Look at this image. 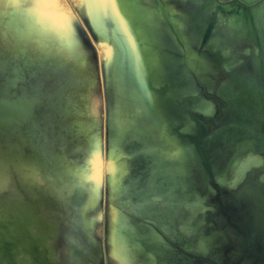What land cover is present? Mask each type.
<instances>
[{"label": "rangeland", "instance_id": "374dc122", "mask_svg": "<svg viewBox=\"0 0 264 264\" xmlns=\"http://www.w3.org/2000/svg\"><path fill=\"white\" fill-rule=\"evenodd\" d=\"M238 15L239 30L230 24ZM125 27L134 50L123 43ZM0 62V197L6 200L0 211L13 201L41 203L48 170L38 155L66 130L44 118L45 96L55 98L59 79L69 83L93 64L101 144L82 131L70 153L102 195L94 212L102 255L93 263L117 264L108 237L121 209L144 248L154 244L156 264H264V227L256 218L264 212V0H0ZM71 89L78 90L65 94ZM117 103L132 121L118 137L111 123ZM67 124L80 131L77 121ZM13 134L16 155L8 148ZM56 153L62 156L59 148ZM251 154L258 155L253 162ZM26 164L37 166L39 180ZM123 191L135 201L152 199L146 212L153 213L134 215Z\"/></svg>", "mask_w": 264, "mask_h": 264}, {"label": "bare ground", "instance_id": "6f19581e", "mask_svg": "<svg viewBox=\"0 0 264 264\" xmlns=\"http://www.w3.org/2000/svg\"><path fill=\"white\" fill-rule=\"evenodd\" d=\"M253 1L254 0H245L246 3H251ZM195 6H197V5H195ZM202 6H203V4H202ZM131 11H132V9H131ZM199 11H197V12H199ZM218 12H220V11H218ZM200 15H201V12H200ZM224 18H226V17H224ZM228 19H229V17H228ZM241 20H242V18L239 17V15L234 16V18L232 19L230 24L235 26V24H238L239 22L241 23ZM184 23L185 22H183V24ZM232 25H230L229 27L232 28ZM240 25H239V27H237L238 30H239V28L242 27V25H241V27H240ZM223 28H227V27L225 26ZM190 30L192 31V29H190ZM223 34H224V31H223ZM226 34L228 35V33H226ZM230 34L232 36V33H230ZM198 36H199V34H198ZM244 37L245 36H243L242 38H244ZM234 38H235V36H234ZM191 39H193V36L191 37ZM215 39L217 40V38H215ZM226 39H227V36H226ZM238 40H239V38H238ZM207 55H209V54L207 53ZM216 62L218 64V61H216ZM241 63H243V62H241ZM205 64H207V63H205ZM84 65H86V67H87V62L84 63ZM89 65L90 66H88L87 70H85V71H81V68L79 67L80 68V70L78 71L80 73V74L78 73L79 78L70 80L71 82H69V83H67L69 78L67 79V82L66 81L64 82V80L61 81V79H59V83L56 84L57 87H55V89L57 90V93H56L57 95L55 96V98L53 97V94L51 92H50V94L47 95V97L45 96V98L47 100V103H46L47 107H45L44 118L50 117V123H51L50 126L54 125V122L56 120L57 123H59L61 125V128H66V130L61 131V132L59 131L57 133V136H56L57 137V143L55 146H53L52 142L49 139L47 140V142L45 144L46 146H45V150H44V152H45V154L43 156L44 158L42 156L38 155L40 163H42L44 165V167L48 170L47 174L43 175L44 173H42V175L44 176V178H42V179H43V181L44 180L46 181V183H47L46 186L48 185V191H41L39 193L40 196L42 197L41 203L35 204L36 202L35 203L33 202L32 204L31 203L28 204L27 203L28 201L26 202L23 199L24 201L22 202V204H20V203L18 204L17 203L18 201L17 202L13 201V203L12 202L8 203L7 208L9 207V211H6L5 213H3L4 211L3 212L0 211V264H94L93 262L98 261L102 255L100 238L96 232L98 222H97V217L95 216V213H94L95 210L98 209V207L101 203L102 195H101V192L98 188L88 186V182L90 181L91 176L88 173V171L86 170L87 167L80 166L75 161V159L70 158V153H73L76 151V143H77L78 139L80 138V132H82V131H86L88 133H91L93 138L96 139L95 141L97 142V145L100 146V144H101V136H100V131H99L100 130L99 129V125H100L99 103H98V96L94 90L95 83H96V68L93 64L92 65L89 64ZM4 66H5V64L3 65V67ZM43 66H44V64H43ZM180 67H182V66H180ZM248 67H250V66H248ZM6 68H7V66H6ZM245 68H246V66H245ZM7 69H9V68H7ZM250 69H251V67H250ZM3 70H4V68H3ZM6 75H7V73H6ZM61 76L62 75H58L57 78H60ZM13 77H14V75H13ZM0 79H2V78H0ZM1 84H3V83H1ZM14 84H16V83H14ZM225 86H226V84H225ZM72 87H76L78 90L71 89V91H72L71 94H68V93L65 94V91L69 90ZM211 91H212V89H211ZM22 95H24V94H22ZM24 100H26L25 96H22L19 98V102L21 101V103ZM221 102H223V101H221ZM17 103H18L17 100L8 102L10 108H12L13 111H14L13 108H15V106L17 107ZM206 103H208V102H206ZM209 104H210V102H209ZM209 104H208V106H209ZM30 107L32 108V105ZM210 109L211 108H209L208 110L210 111ZM205 110H207V109H205ZM126 111L127 110H126L125 106L123 105V103L122 104L117 103L116 108L112 107L111 123H112V126L113 127L115 126V128L117 129V134H116L117 137L122 135L124 130L126 129V127L129 126V124L132 122L129 119V117H124ZM220 114H221V112L219 113V115ZM11 115H12V112H11ZM217 118H219V117H217ZM70 121H73V122L77 121L80 124V131L79 132H76L75 130H73V128L70 124L69 125L67 124ZM192 124H194V121ZM1 126H2V123L0 121V128H1ZM190 126H191V124H190ZM20 132H22V134H23V132H25V128L23 130H21ZM3 133H5V132H3ZM10 138H11V136H10ZM170 141H172V140H170ZM173 142H175V141L173 140ZM199 142H201V141H199ZM9 143H10V145L8 146V148L11 149L9 152L10 155H13V154L16 155L15 148L20 146V142L16 139V134L15 135L13 134V138L11 140L9 139ZM197 144H198V142H197ZM56 148H59L61 150L62 156H60V155H58V153H56ZM180 151H181V148H180ZM180 151L178 152V154L180 153ZM25 152H26V150H25ZM203 153H205V150ZM181 154H182V152H181ZM17 155L19 156L20 154L17 153ZM20 156L25 157L26 155L24 153L23 155H20ZM174 156H172V157H174ZM176 156L178 157L177 154H176ZM250 156H252V154ZM254 157H258V155H254ZM254 157L252 160L250 159L251 162H253V160L255 159ZM247 158H250V157H247ZM260 158L261 157H259L258 159H260ZM250 160L245 159L244 161L248 162ZM259 161H257V163H259ZM15 164H16V162H15ZM22 164H21V166H22ZM245 164H247V163H245ZM260 164L261 163H259V165ZM7 165L5 164V166H7ZM18 165H19V163H18ZM24 165L25 164H23V166ZM26 165H27L26 168L29 169V171H26V172L29 173L31 171L30 173H32V175H29V176L33 179L38 178L37 174L38 173L40 174V172H39L40 170L37 168V166H35L33 164L32 165L26 164ZM247 165L249 166V163ZM250 165H253V164H250ZM5 166H3V167H5ZM21 166H20V168H23ZM240 166H242V164ZM260 166H262V165H260ZM249 168H251V166H249ZM9 169H10V167H9ZM235 169H237V168H235ZM242 169H243V167L240 168V170L239 169L238 170L240 172L242 171V173H243L244 169L243 170ZM18 170H19V168L17 169V171ZM6 171L8 172V170H6ZM81 171H82V173H81ZM245 172H248V171L245 170ZM10 174H12V173L10 172ZM24 174L26 175L25 172H24ZM5 175H7V173ZM236 176H237V174H236ZM0 177H3V176H0ZM9 177L10 176H8V179L10 180ZM39 177H40V181H41V176L39 175ZM246 177H247V174H246ZM245 178H244V180H245ZM27 179H26V181H27ZM2 180L4 181V179H2ZM11 180H10L11 184L14 183ZM38 180H39V178H38ZM235 180H236V178H235ZM239 180L237 181V183L239 182ZM244 180H242V182ZM14 181H15V179H14ZM233 182H235V181L233 180ZM240 182L238 183L239 185H240ZM263 182H264V180H263ZM15 183H16V181H15ZM33 183H36V182H33ZM42 183H44V182H42ZM16 184H14V185H16ZM26 184H27V182H26ZM4 185H6V183ZM231 185H233V184H231ZM236 185L237 184L235 182V186ZM23 186H25V185H23ZM235 186H232V187H235ZM11 188H14V187H11ZM4 189H5V187H4ZM233 189H236V188H233ZM16 190H17V188H16ZM2 191H4V190L2 189ZM10 194H11V192H10ZM123 195H128L129 198H128V201L126 202V204L128 203L127 205L131 207V211L134 215L145 216L146 214H152L153 213V211H150V210L148 212H146V209L153 205L152 199L151 200L146 199V197L143 196V199H139L138 201H135L133 199L132 193H129L128 191H123L122 196ZM16 196H17V194H16ZM14 197H15V195H14ZM34 197H35V195H34ZM22 198H23V196H22ZM28 198H26V199H28ZM0 200H2V201H0V209H1V207L3 206L1 204L4 202V199L2 197H0ZM5 202H6V200H5ZM5 202H4V205H5ZM7 202H9V201H7ZM192 205H194V204L192 203ZM261 208H264V204L261 206ZM2 209H3V207H2ZM39 210H40V212H39ZM201 210L203 211V209H201ZM226 210H227V206H226ZM117 211H119V212H117L116 215L113 217V225H112V229L110 231L109 237H108V244H109V251H110L111 258L115 262H117V264H145V262H147V261L149 262L150 260H151V264H156L155 253L153 252L154 251L153 250L154 244H152L150 246V250H146L144 248V246L142 245L143 242L141 240L138 228L136 226H134L133 224H130L128 217L124 215V213L122 212L121 209H118ZM215 211H216V209H215ZM256 218L259 219L260 225H262L264 227V212L263 211H261V213L257 212ZM240 220H242V219H240ZM252 220H253V218H252ZM242 227H244V226H242ZM230 229H232V228H230ZM229 230H227V231H229ZM255 231H254V233H255ZM221 233H222V231H221ZM257 233L259 234V232H257ZM151 234L154 235V238H157L156 231L154 229H152ZM259 237L261 239H264V233L259 234ZM256 239H258V238H256ZM163 240H164V238H163ZM253 245H255V244H253ZM257 245H255V246H257ZM204 246L205 245L203 244V247ZM256 250H258V248ZM141 253H146L147 258L142 259L140 257ZM261 259H262V257H261ZM215 260H216V257H215ZM259 261H260V259H259ZM262 261H264V260H262ZM218 262H220V261H218ZM221 262H222V260H221Z\"/></svg>", "mask_w": 264, "mask_h": 264}, {"label": "snow or ice", "instance_id": "6c2138e0", "mask_svg": "<svg viewBox=\"0 0 264 264\" xmlns=\"http://www.w3.org/2000/svg\"><path fill=\"white\" fill-rule=\"evenodd\" d=\"M128 33H129V27H125L123 29V35H122L123 43H124L125 46H127L129 48V50H134L135 47H136V44L133 41L132 36L128 35ZM65 42L68 43V44H72V40H71L70 35H66L65 36ZM101 42H105L103 40V38H101Z\"/></svg>", "mask_w": 264, "mask_h": 264}]
</instances>
